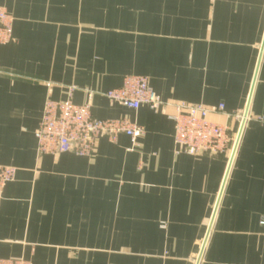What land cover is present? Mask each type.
Instances as JSON below:
<instances>
[{
	"label": "crops",
	"instance_id": "1",
	"mask_svg": "<svg viewBox=\"0 0 264 264\" xmlns=\"http://www.w3.org/2000/svg\"><path fill=\"white\" fill-rule=\"evenodd\" d=\"M0 7L14 19L15 39L0 45V166L18 170L0 207V259L197 264L217 207L199 264H264V0ZM127 76L146 77L167 103L223 104L210 118L229 127L228 153L177 154L172 109L132 110L101 95ZM72 88L77 105L96 92L95 117L143 127L137 144L120 135L98 140L90 157L40 155L45 102L66 100Z\"/></svg>",
	"mask_w": 264,
	"mask_h": 264
},
{
	"label": "built area",
	"instance_id": "2",
	"mask_svg": "<svg viewBox=\"0 0 264 264\" xmlns=\"http://www.w3.org/2000/svg\"><path fill=\"white\" fill-rule=\"evenodd\" d=\"M13 17L0 7V45L15 41ZM70 89L64 101L48 99L45 102L42 119L35 132L40 155L55 156L75 153L90 157L98 140L106 138L115 143L120 135L129 137L133 145L144 134V128L127 119H99L92 113V99L96 92L88 91L87 100L82 105L72 101ZM113 103L132 110L147 106L152 111L172 109L168 118L174 123V145L177 154L189 156H218L228 153L234 141L226 124L213 121L212 114L223 113L225 106L208 109L203 105L167 103L155 93L146 77L127 76L122 85L101 93ZM230 116V115H229ZM238 118L240 115H235ZM18 170L0 166V207L5 187L15 181ZM264 225V218L261 221ZM0 264H30L24 259H0Z\"/></svg>",
	"mask_w": 264,
	"mask_h": 264
},
{
	"label": "water",
	"instance_id": "3",
	"mask_svg": "<svg viewBox=\"0 0 264 264\" xmlns=\"http://www.w3.org/2000/svg\"><path fill=\"white\" fill-rule=\"evenodd\" d=\"M264 44V42H263ZM264 46V45H263ZM263 49V47H262ZM256 80V75H255V79H254V82ZM254 82H253V86H252V90H253V87H254ZM252 90H251V94H252ZM251 98V97H250ZM249 107H250V99L248 101V104H247V107L245 109V113H244V117H243V120H242V123H241V126H240V130L238 132V135L236 137V140H235V144H234V147H233V151H232V155H231V159H230V164H229V168H228V171H227V175H228V172L230 170V167H231V164L233 162V159H234V156H235V153H236V150H237V147H238V144H239V141H240V138H241V135H242V131L244 129V125L246 123V119H247V116H248V111H249ZM225 182H226V178H225V181H224V184H223V187H222V191H223V188H224V185H225ZM221 191V193H222ZM216 210H217V207L215 209V212L213 214V217L211 219V222H210V226H209V229L207 231V234H206V237L204 239V242H203V245H202V248H201V251H200V255L198 257V261H197V264H199L201 258H202V254L204 252V249L206 247V244H207V241H208V238H209V235H210V232H211V229H212V225H213V222H214V219H215V215H216Z\"/></svg>",
	"mask_w": 264,
	"mask_h": 264
},
{
	"label": "bare ground",
	"instance_id": "4",
	"mask_svg": "<svg viewBox=\"0 0 264 264\" xmlns=\"http://www.w3.org/2000/svg\"><path fill=\"white\" fill-rule=\"evenodd\" d=\"M233 144V143H232Z\"/></svg>",
	"mask_w": 264,
	"mask_h": 264
}]
</instances>
